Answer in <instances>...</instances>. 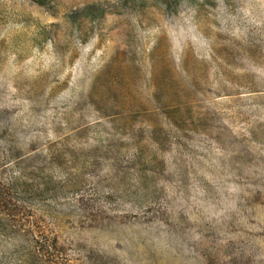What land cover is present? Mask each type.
Listing matches in <instances>:
<instances>
[{
  "label": "rangeland",
  "instance_id": "1",
  "mask_svg": "<svg viewBox=\"0 0 264 264\" xmlns=\"http://www.w3.org/2000/svg\"><path fill=\"white\" fill-rule=\"evenodd\" d=\"M0 264H264V0H0Z\"/></svg>",
  "mask_w": 264,
  "mask_h": 264
}]
</instances>
